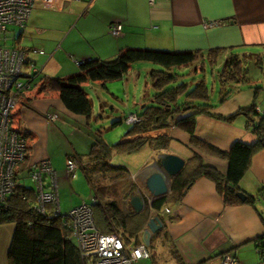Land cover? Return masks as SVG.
Wrapping results in <instances>:
<instances>
[{"label":"crops","instance_id":"0c3cea01","mask_svg":"<svg viewBox=\"0 0 264 264\" xmlns=\"http://www.w3.org/2000/svg\"><path fill=\"white\" fill-rule=\"evenodd\" d=\"M115 21L122 25L116 36L108 29V24ZM210 21L217 24L204 27ZM4 44L24 52L21 77L28 76L30 65L34 64L41 69L39 79L69 76L77 72V61L113 59L127 47L204 54L200 73L209 64L211 71H216L213 78L217 77L218 81L217 94H212L205 83L209 91V113H196V110L175 113L168 127L122 137L121 142L140 136L168 138L165 148L149 141L129 153L114 151L108 163L123 166L130 174H137L153 156L172 153L186 163L196 153L204 165L225 175L227 160L199 150L191 143V137L222 151H229L235 142L257 143L248 116L238 111L255 103V112L264 113V88L260 89L264 87V0H153L152 3L149 0H34L24 27L8 25ZM214 48H220L222 53L210 64L205 55ZM231 55L243 59L246 74L239 82H222L220 71L215 69ZM195 69L199 72L196 64ZM39 83L20 94L11 124L27 132L26 166L45 157L50 160L56 173L58 206L61 212H66L87 202V188L89 199L92 196L85 174L78 172L80 167L69 177L65 173L67 158H85L90 150V143L86 146L90 136L83 139L89 133L85 130L88 119L67 110L57 92H41ZM51 113H56L57 118L50 123L46 117ZM190 114L195 115L192 136L173 124ZM230 116L229 121L221 119ZM26 166L18 172V177L29 178ZM115 183L123 211H133L128 203L130 194L125 198L124 192L132 183L143 187L144 178L140 181L119 178ZM24 186L32 188L31 182ZM237 189L253 196V203H226L216 183L200 176L180 200L159 211L150 209L149 218L158 216L162 226L150 235L151 256L147 259L153 257L154 251H162L158 254L169 264H222L224 254L235 257L237 264H264L254 243L256 237L264 234V147L252 155ZM145 227L146 224L142 230ZM13 231L14 223L0 225V264H7ZM137 235L127 240L121 237L125 245L131 246L138 241Z\"/></svg>","mask_w":264,"mask_h":264},{"label":"trees","instance_id":"16d2710c","mask_svg":"<svg viewBox=\"0 0 264 264\" xmlns=\"http://www.w3.org/2000/svg\"><path fill=\"white\" fill-rule=\"evenodd\" d=\"M221 53L220 48H214L208 50L205 56L210 64H214ZM203 58L204 54L201 51L127 47L121 49L113 59L85 61L79 64L77 72L69 76L63 78L42 77L34 86L40 82L41 92H57L60 101L67 110L83 115L87 119L90 115V102L82 89L84 83L118 80L127 73L131 64L138 61L152 62L169 69L175 66L195 64ZM241 60L242 58H238L236 55H231L226 60L220 71L222 82H239L244 78L246 67ZM255 61L258 63L257 59ZM149 75L154 91L152 105L145 106L141 114L135 113L140 121L135 124H127L132 127L123 137L143 133L153 128L168 127L175 113L188 110H196V113H209L208 109L211 107L209 91L203 80L197 82L192 88L183 83L173 87L171 84L174 81V75L170 72L151 70ZM239 112L248 116L251 131L258 140L253 145L235 142L229 151H222L192 136L195 127L194 114L175 121L173 124L176 127L184 129L192 136L191 143L199 150L226 159L228 162L227 172L222 175L215 168L204 165L194 153L192 158L185 163L183 169L169 178V192L166 195L155 198L149 205L141 195L145 205L138 213L124 212L118 201L115 181L119 178L131 180L130 173L125 167L111 165L108 161L114 151L129 153L149 141L156 142L158 148H165L168 142L167 136L155 138L140 136L133 140L108 144L98 134L99 138L93 141L85 158L69 157L81 168L92 189L91 198L93 200L91 201L90 198L87 203L91 206L96 228L101 233L119 232L125 236L126 240L134 237L142 231L147 223L150 209L159 211L163 206L180 200L184 191L200 176H206L216 183L217 190L226 203L241 202L235 194L238 191L237 183L247 170L252 155L264 141V113L255 112V103L241 108ZM232 116L221 119L229 121ZM14 129L26 139V149L24 161L15 169L14 192L8 197L6 208L0 207V225L14 223V231L7 253V264H89L87 259L79 254L70 238V230L63 224L62 218H48L37 214L34 209L35 194L33 189L25 187L17 181L18 172L23 166H26L28 138L25 130ZM98 169L101 175L95 179L93 174ZM108 180L112 182L108 183ZM137 188L143 190L144 186H137L134 183L128 185L124 197L127 198ZM244 201L253 203L254 197L247 196ZM254 243L260 251L262 261H264V234L256 237Z\"/></svg>","mask_w":264,"mask_h":264},{"label":"built area","instance_id":"2783aa9c","mask_svg":"<svg viewBox=\"0 0 264 264\" xmlns=\"http://www.w3.org/2000/svg\"><path fill=\"white\" fill-rule=\"evenodd\" d=\"M150 3L153 0H149ZM34 0H0V207L6 208L8 197L14 192L15 169L24 161L26 139L12 128L11 112L18 103L21 93L30 90L38 81L41 69L31 64V72L25 78L21 77L24 62V52L4 44L8 25L24 27ZM217 24V21L205 22L204 27ZM120 22L108 24L109 32L116 36L121 31ZM34 52L42 53L41 50ZM88 59L77 61L78 65ZM56 113L49 114L48 122L56 120ZM140 118L128 114L123 118L125 124H135ZM22 131V128H19ZM155 164L141 170L142 177L155 170ZM78 164L67 158L65 173L69 177ZM26 171L35 194L34 209L40 216L48 218L61 217L63 224L70 230V238L81 257L89 264H135L141 259L150 258L148 243L144 242L143 230L137 235V242L131 246L125 245L118 232L101 233L95 226L92 209L89 203L82 202L78 206L61 212L58 206L56 173L50 160L45 157L37 162L27 164ZM136 174H130L131 180ZM169 181V179L167 180ZM136 194L142 195L147 204L155 199L151 194H144L139 188ZM93 199L91 198V201ZM144 201V200H143ZM50 206V209H48ZM260 252V251H259ZM222 264H237L236 258L224 254Z\"/></svg>","mask_w":264,"mask_h":264},{"label":"rangeland","instance_id":"374dc122","mask_svg":"<svg viewBox=\"0 0 264 264\" xmlns=\"http://www.w3.org/2000/svg\"><path fill=\"white\" fill-rule=\"evenodd\" d=\"M229 57L230 56H228V58ZM237 57L239 58L240 56ZM226 60L217 66L215 70L221 71ZM241 61L244 65L243 59ZM201 63H203V59L195 63L199 71L196 72L195 64L175 66L167 69L152 62L138 61L131 64L127 73L118 80L87 82L83 84L82 89L90 102V115L87 118L88 125L85 129L89 133L83 135V139H86L88 135L90 136L86 146H89V143L91 145L93 141L99 138L98 134L106 143L113 144L118 142L132 127L125 124L123 118L131 113L141 114L145 106L152 105L151 100L154 91L151 87V78L149 75L151 70H164L173 74L174 81L171 84L173 87L183 83L188 85L189 88H192L197 82L203 80L208 84L209 91H212V94L215 92L217 94L218 89L216 88L218 87V81L216 79L217 77L213 78L216 71H211V65L206 64V67H204L205 72L200 73L202 72ZM262 88L264 87L261 86L260 89ZM144 153L145 152L142 151V155ZM156 157L157 156H153L144 167L151 165L156 160ZM117 158L121 157H116V161ZM113 160L115 159L113 158ZM144 167L138 171L133 180L136 179V181H140L142 179L141 170ZM78 172L82 174L81 170H78ZM93 175L95 179H97L101 175L99 169ZM83 178L85 180V177ZM17 181L27 186L30 185L29 178L22 177L21 175L17 178ZM85 183V187H88L86 180ZM144 194L146 195V190ZM89 195L90 190L87 188V195L85 196V199H88L87 202L89 201ZM159 252L162 251H154L151 259H141L135 264H169L162 255L158 254Z\"/></svg>","mask_w":264,"mask_h":264},{"label":"water","instance_id":"95a60500","mask_svg":"<svg viewBox=\"0 0 264 264\" xmlns=\"http://www.w3.org/2000/svg\"><path fill=\"white\" fill-rule=\"evenodd\" d=\"M261 146L264 147V141L261 142ZM152 164H155L156 167L144 178V188L149 194L157 198L169 192V181L167 180L183 169L185 160L176 154L164 153L157 156ZM235 194L241 201H244L247 197L242 191H236ZM128 203L135 213L140 212L144 208L142 197L134 192L130 194ZM161 226L158 216L153 215L148 219L143 230V238L146 244L151 233L157 231Z\"/></svg>","mask_w":264,"mask_h":264},{"label":"clouds","instance_id":"9594fccd","mask_svg":"<svg viewBox=\"0 0 264 264\" xmlns=\"http://www.w3.org/2000/svg\"><path fill=\"white\" fill-rule=\"evenodd\" d=\"M144 186V185H143Z\"/></svg>","mask_w":264,"mask_h":264}]
</instances>
